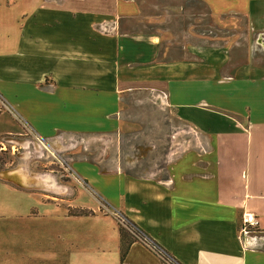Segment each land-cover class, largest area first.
I'll return each mask as SVG.
<instances>
[{"label": "crops", "instance_id": "obj_1", "mask_svg": "<svg viewBox=\"0 0 264 264\" xmlns=\"http://www.w3.org/2000/svg\"><path fill=\"white\" fill-rule=\"evenodd\" d=\"M184 2L204 6L210 25L260 14L264 5ZM183 7L173 15H182ZM166 12H145L140 0H0V94L16 112L0 110V138L28 129L41 144L72 150L85 136L114 134L121 151L137 156V135L121 133L132 122L122 116V95L145 88L146 101L171 107L186 133L205 139V148L169 161L143 153L129 164L124 157L112 164L71 152L77 172L107 206L133 220L180 264H264V70L221 78L208 69L214 56L158 61ZM211 27L200 26L197 33L211 35ZM41 195L0 180V219L12 217L35 230ZM88 199L92 203L69 207L93 214L62 213L49 224L56 234L16 239L10 264H165L140 242L121 259L117 217ZM247 213L256 225L243 231ZM9 256L3 252L0 261L7 264Z\"/></svg>", "mask_w": 264, "mask_h": 264}, {"label": "rangeland", "instance_id": "obj_2", "mask_svg": "<svg viewBox=\"0 0 264 264\" xmlns=\"http://www.w3.org/2000/svg\"><path fill=\"white\" fill-rule=\"evenodd\" d=\"M140 1L145 12L165 10L168 14L164 17V30L161 29L163 35L162 48L159 52L158 61L181 58L183 61L200 62L204 59L202 54L209 58L214 56L212 58L213 63L209 65L208 69L214 68L215 76L221 78L253 77L254 74L258 73V70H264V35L259 34L264 32V5L259 9L260 14L249 18L246 16L235 19L225 18L210 25L211 21L206 9L200 3L190 4L184 0ZM180 5L184 6L181 11L182 15L176 17L173 12L179 11ZM256 10L258 11L257 8ZM135 24L137 23L130 22L128 25L135 26ZM205 24L212 26L213 33L211 35L202 36V34L197 33V28ZM137 26L141 27L142 25L138 23ZM171 45L177 48H169ZM198 45H203L204 48H197ZM180 47L182 48L180 49ZM130 83L126 82L127 85H136V83ZM160 85L162 87V84ZM146 94L147 89L135 88L122 95V100L125 101L122 107V116L126 122L130 120L132 122H127L129 126L125 128H129L123 129L121 133L131 131L137 135L136 140L139 143L133 151L134 154H139L137 156H132L129 149L121 151L117 143L113 142L114 134L101 136L96 133L98 135L85 136L83 138L84 143L72 150H63L60 147L55 150L53 149L54 143L50 146L45 143L41 144L28 129L25 130V134L0 138V180L23 188L37 189L44 194L41 195L43 200L40 197L36 200L37 208L34 213H37V216L34 217L37 219V225L35 230L33 228L32 230L27 229L26 225H19L12 217L0 219V257L3 252L9 253L10 256L6 257L7 264H10L13 260V253L16 252V239L25 238L29 233H35L39 240L47 233L49 235L56 234L57 227L49 224L62 218L60 216L62 213H67L73 209L78 210V208L69 206L75 207L81 203H92L89 202V197L99 201L101 204L100 211L112 213L117 219L119 218L118 212L107 206L106 202L98 196L90 185V181H86L77 172L73 164L76 163V160L75 162L71 160V152H74L73 156L75 157L85 154L88 159L94 157L98 162L109 163L111 161L112 164L116 163L117 159L119 161V157L121 159L124 157L127 158L124 161L129 164L135 158H140L143 153H148L150 159L165 158L166 156L167 161H169L181 153L196 150L197 147L205 148V139L200 135L186 133L185 127L176 121V115L169 111L171 107L166 105L164 110L161 109L163 107H155L154 104L146 101ZM9 105L0 94V110H7L16 116V112ZM178 116L181 115L178 114ZM245 116L244 113L242 117L245 118ZM182 118L185 121L183 116ZM73 136V134H66V138ZM88 141L89 144L87 145ZM143 141L147 143L145 146H142ZM16 170L23 171L26 175L25 184L19 181L20 173H17ZM4 172L15 174L7 175ZM46 176L54 179L55 184L53 186L39 182L38 178ZM49 200L55 202L57 206L51 205L52 202ZM90 226L87 225V227ZM43 243L44 241H41L39 246ZM0 262L5 264V261Z\"/></svg>", "mask_w": 264, "mask_h": 264}, {"label": "trees", "instance_id": "obj_3", "mask_svg": "<svg viewBox=\"0 0 264 264\" xmlns=\"http://www.w3.org/2000/svg\"><path fill=\"white\" fill-rule=\"evenodd\" d=\"M68 211L70 215H91L94 212L89 209L79 208ZM118 230L120 235V253L121 259L126 255L129 246L134 242L148 243V247L152 249L160 260L165 264H180L167 250L152 239L140 226L126 215L119 213ZM145 241V242H144Z\"/></svg>", "mask_w": 264, "mask_h": 264}, {"label": "bare ground", "instance_id": "obj_4", "mask_svg": "<svg viewBox=\"0 0 264 264\" xmlns=\"http://www.w3.org/2000/svg\"><path fill=\"white\" fill-rule=\"evenodd\" d=\"M17 169V168H16ZM11 172V171H10ZM10 172H4V174L6 173L7 175H10L9 173ZM16 172L17 173H20L19 174V176H20V178L23 180V181H25L27 178H25V176L26 175H24V173H23V171L22 172H20L19 170H16ZM25 179V180H24ZM38 180H39V182H41V183H45V184H48V185H50V186H53L54 184H55V181H54V179L52 178V177H50V176H46V177H40V178H38Z\"/></svg>", "mask_w": 264, "mask_h": 264}, {"label": "built area", "instance_id": "obj_5", "mask_svg": "<svg viewBox=\"0 0 264 264\" xmlns=\"http://www.w3.org/2000/svg\"><path fill=\"white\" fill-rule=\"evenodd\" d=\"M243 221L245 223V225L242 228L243 231L247 230L246 225L247 226L248 225H256V219H255V216L252 213L245 214V216L243 217ZM145 245H148V243L145 242Z\"/></svg>", "mask_w": 264, "mask_h": 264}, {"label": "water", "instance_id": "obj_6", "mask_svg": "<svg viewBox=\"0 0 264 264\" xmlns=\"http://www.w3.org/2000/svg\"><path fill=\"white\" fill-rule=\"evenodd\" d=\"M15 179H17V180H18L19 178H15ZM19 181H20V179H19Z\"/></svg>", "mask_w": 264, "mask_h": 264}]
</instances>
